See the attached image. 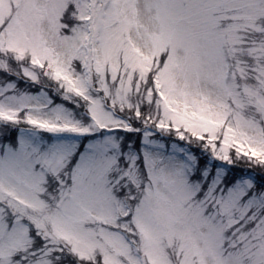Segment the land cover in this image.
Masks as SVG:
<instances>
[{
  "label": "snow or ice",
  "instance_id": "6c2138e0",
  "mask_svg": "<svg viewBox=\"0 0 264 264\" xmlns=\"http://www.w3.org/2000/svg\"><path fill=\"white\" fill-rule=\"evenodd\" d=\"M0 264H264V0H0Z\"/></svg>",
  "mask_w": 264,
  "mask_h": 264
}]
</instances>
